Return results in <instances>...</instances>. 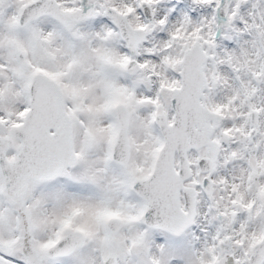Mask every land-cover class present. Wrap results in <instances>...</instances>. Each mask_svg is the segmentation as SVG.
Masks as SVG:
<instances>
[{"label": "snow or ice", "instance_id": "1", "mask_svg": "<svg viewBox=\"0 0 264 264\" xmlns=\"http://www.w3.org/2000/svg\"><path fill=\"white\" fill-rule=\"evenodd\" d=\"M0 264H264V0H0Z\"/></svg>", "mask_w": 264, "mask_h": 264}]
</instances>
